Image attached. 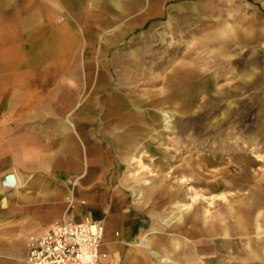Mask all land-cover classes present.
I'll list each match as a JSON object with an SVG mask.
<instances>
[{
    "label": "rangeland",
    "instance_id": "rangeland-1",
    "mask_svg": "<svg viewBox=\"0 0 264 264\" xmlns=\"http://www.w3.org/2000/svg\"><path fill=\"white\" fill-rule=\"evenodd\" d=\"M124 3V12L134 14L114 18L106 34L113 38L109 48L100 34L88 31L89 17H77L85 30L82 40L93 46L82 55L95 60L97 86H104L98 121L120 125L128 142L119 171L114 155L104 194L108 209L123 212L127 229L135 225L153 232L154 244L146 248L151 264H158L152 253L157 243L175 232L174 223L164 220L182 204H190L192 213L185 226L196 224L188 236L181 231L189 244L205 248L202 264H264L247 254V240L260 238L255 213L262 210L255 201L264 199V0ZM119 23L130 28L122 38ZM162 185L178 189V208L163 195ZM149 186L145 198L139 190ZM206 210L222 215L226 235H211L194 219ZM237 216L241 230L234 224ZM86 217L105 231L104 220L90 215L77 220ZM136 243L140 239L134 236L115 241L103 264H125ZM142 261L138 256L135 263Z\"/></svg>",
    "mask_w": 264,
    "mask_h": 264
},
{
    "label": "crops",
    "instance_id": "crops-1",
    "mask_svg": "<svg viewBox=\"0 0 264 264\" xmlns=\"http://www.w3.org/2000/svg\"><path fill=\"white\" fill-rule=\"evenodd\" d=\"M125 1L129 0H0V264H27L32 238L54 223L84 215L105 221L102 252L134 236L140 243L128 249L125 264H136L138 256L144 257L140 264H151L146 248L154 244L153 232L135 225L127 229L123 212L108 209L104 196L114 174V155L119 157V171L122 147L128 142L120 125L98 121L104 86H97L95 60L82 55L92 45L82 40L85 30L77 20L89 17L88 31L102 36L103 47H112L113 38L106 34L112 32L114 18L134 14L124 12ZM120 23L116 25L122 38L130 28ZM261 29L264 37V22ZM253 64L247 65L250 73ZM220 94L223 99L232 93ZM7 174L14 177L13 184L4 182ZM152 188L139 193L146 192L148 198ZM161 188L178 208V189ZM216 195L210 196L211 202ZM255 204L262 210L255 213L260 238L255 243L247 240V254L264 263V199ZM181 207L164 220L174 223L175 232L163 237L152 252L158 264H202L205 248L189 244L183 236L196 224L192 220L190 228L185 226L192 215L190 204ZM221 216H209L206 210L194 219L201 220L205 232L226 235ZM242 222L235 217L238 230Z\"/></svg>",
    "mask_w": 264,
    "mask_h": 264
},
{
    "label": "built area",
    "instance_id": "built-area-1",
    "mask_svg": "<svg viewBox=\"0 0 264 264\" xmlns=\"http://www.w3.org/2000/svg\"><path fill=\"white\" fill-rule=\"evenodd\" d=\"M102 224L86 217L51 225L28 244L27 264H99L106 257Z\"/></svg>",
    "mask_w": 264,
    "mask_h": 264
},
{
    "label": "water",
    "instance_id": "water-1",
    "mask_svg": "<svg viewBox=\"0 0 264 264\" xmlns=\"http://www.w3.org/2000/svg\"><path fill=\"white\" fill-rule=\"evenodd\" d=\"M4 182L6 184H13L14 183V177L11 175V174H7L5 177H4Z\"/></svg>",
    "mask_w": 264,
    "mask_h": 264
},
{
    "label": "clouds",
    "instance_id": "clouds-1",
    "mask_svg": "<svg viewBox=\"0 0 264 264\" xmlns=\"http://www.w3.org/2000/svg\"><path fill=\"white\" fill-rule=\"evenodd\" d=\"M189 47H191V45H189Z\"/></svg>",
    "mask_w": 264,
    "mask_h": 264
}]
</instances>
